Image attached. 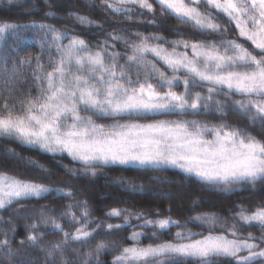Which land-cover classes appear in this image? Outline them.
I'll return each instance as SVG.
<instances>
[{"label":"snow or ice","instance_id":"6c2138e0","mask_svg":"<svg viewBox=\"0 0 264 264\" xmlns=\"http://www.w3.org/2000/svg\"><path fill=\"white\" fill-rule=\"evenodd\" d=\"M154 5L161 17L191 29V38H184L180 28L173 32L180 38L172 40L121 28L93 44L50 24L0 23V39L22 28H40L41 46L46 45L48 54L46 62L43 55L35 58L27 94L0 93V139L66 153L77 166L68 169L69 175L95 176L108 165H136L143 170L177 169L224 190L264 184V0H102L103 10L129 22L147 10L152 19L139 22L148 24L156 20ZM70 15L81 25L94 23ZM233 30L237 35L228 36ZM25 66H32L31 58L12 65L11 79ZM181 85L183 90L176 91ZM208 115L221 119L213 124L191 118ZM227 115L245 123L233 124L223 119ZM257 127L261 135L253 134ZM11 155L17 156L14 151ZM25 163L42 168L31 160ZM42 179L0 172V210L50 191L38 182ZM67 187V192L59 191L71 202L58 217L42 210L41 220L19 241L20 249L13 248L15 229L4 230L0 264H12L25 245L43 254V264H102L100 254L109 250L115 253L111 264H264V206H239L230 220L219 223L214 213L191 217L199 231L188 222L147 219L144 213L132 217L127 209L112 208L106 217L127 212L124 223L143 220L132 226L152 227L150 236L133 231L122 238L131 241L123 246L96 240L101 230L107 236L121 225L107 224L105 229L92 217L88 202ZM41 223L44 231H39ZM257 224L260 236L241 235L243 228ZM171 226L178 230L162 239ZM49 234L59 239L44 244Z\"/></svg>","mask_w":264,"mask_h":264},{"label":"trees","instance_id":"16d2710c","mask_svg":"<svg viewBox=\"0 0 264 264\" xmlns=\"http://www.w3.org/2000/svg\"><path fill=\"white\" fill-rule=\"evenodd\" d=\"M154 7L156 9L155 23L148 24L139 22L152 19V14L147 10H144L143 16H136L132 22H129L121 15H112L103 10L102 0H47V2L45 0H0V23L9 21L20 25L50 24L60 31H69L70 35H79L93 44L97 40L102 41L106 33L121 28L125 32L138 30L144 35L157 34L169 40L180 38L173 34L175 29L180 28L185 30L184 38H191L188 36L191 29L179 24L174 18L161 17L159 8L155 5ZM46 13L51 15H45ZM71 13L86 16L94 23L81 25L77 22L75 15H70ZM235 34L234 30L227 33L228 36ZM43 38V31L37 27L22 28L18 33L9 32L0 39V93L7 95L9 90L13 96L28 93L33 83L31 73L36 65L35 58L43 55L42 62L48 59L46 45L41 46ZM64 42L67 43V41ZM118 47L122 48V45ZM29 58H31L32 66H25L12 80V65L14 63L18 65L20 60ZM175 90L182 91V85ZM32 94L35 95V90ZM0 103H3L2 96H0ZM191 118L207 120L213 124L221 119L218 115ZM223 119L233 124L245 123L234 115L224 116ZM252 131L254 135H261L259 127ZM13 151L17 154L16 157L11 155ZM21 157L23 159H20ZM26 160L34 161L42 168H32L25 163ZM75 167L77 166L71 162L66 153L51 154L36 146L20 144L10 139H0V172L18 177H42L43 179L38 182L44 183L51 189L42 193L40 197L24 199L5 210H0V217H2L0 239L4 238V230L15 229L13 248L20 249L19 241L26 239L31 224L41 220L39 213L42 210L47 216L58 217L62 206L71 202L64 199V193L59 191L63 189L67 192L69 190L67 186H70L76 198L88 202L92 209V217L102 222L105 229L107 224L121 225L120 229L107 236L104 235V230H101L96 240L104 239L108 243L115 241L123 246H127L131 241L122 238L128 237L133 231H142L145 237L150 236L152 227L142 229L132 226L143 224V220L130 219V223H124L127 212L119 217H106L105 213L112 208L127 209L132 217L144 213L147 219L171 218L181 224L188 222L189 228L199 231L196 223L190 222L191 217L214 213L219 223L230 220L239 206L251 210H255L257 206H264V184L259 182L254 187L235 185L229 190H224L223 186L204 185L195 177L186 176L172 168L143 170L136 165H108L98 170L95 176L83 172L69 175L68 169ZM176 186L180 189L178 192L180 197L171 200L167 193L169 189L174 191ZM48 209H57V212L52 213L47 211ZM65 228H68L66 223ZM44 230L41 223L39 231ZM177 230L175 226H171L162 239H169ZM248 233L257 237L262 234L258 224L252 227L246 226L242 229L241 235L247 236ZM9 236H12L11 231ZM56 239H59L56 235H45L43 243L47 244L48 241ZM142 242L148 244L149 240L142 238ZM91 246H95V241ZM114 255L115 253L109 250L107 254L102 252L99 259L102 264H111ZM17 260H24L29 264L36 260L37 264H43V254L25 245L19 255L13 259L12 264H16Z\"/></svg>","mask_w":264,"mask_h":264},{"label":"rangeland","instance_id":"374dc122","mask_svg":"<svg viewBox=\"0 0 264 264\" xmlns=\"http://www.w3.org/2000/svg\"><path fill=\"white\" fill-rule=\"evenodd\" d=\"M234 27V26H233ZM234 33V32H233ZM237 35V33L235 34V35H232V36H236ZM232 36H230V37H232ZM99 122H101V123H103V122H105V121H99ZM7 153V152H6ZM8 155H9V153H7ZM180 191V189H179V187H175V189H174V191H171L170 189H169V191H168V195H170V199L172 200L173 198H175V197H180V194L178 193ZM43 225V224H42ZM44 226V225H43ZM49 227L51 228V224H49Z\"/></svg>","mask_w":264,"mask_h":264}]
</instances>
